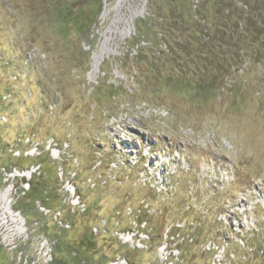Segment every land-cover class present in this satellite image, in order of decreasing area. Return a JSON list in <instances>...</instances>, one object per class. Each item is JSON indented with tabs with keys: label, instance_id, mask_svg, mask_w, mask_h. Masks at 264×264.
Returning <instances> with one entry per match:
<instances>
[{
	"label": "rangeland",
	"instance_id": "rangeland-1",
	"mask_svg": "<svg viewBox=\"0 0 264 264\" xmlns=\"http://www.w3.org/2000/svg\"><path fill=\"white\" fill-rule=\"evenodd\" d=\"M100 5L0 0V264H264V0Z\"/></svg>",
	"mask_w": 264,
	"mask_h": 264
},
{
	"label": "trees",
	"instance_id": "trees-1",
	"mask_svg": "<svg viewBox=\"0 0 264 264\" xmlns=\"http://www.w3.org/2000/svg\"><path fill=\"white\" fill-rule=\"evenodd\" d=\"M89 1L92 2L93 0H89ZM99 2L101 3L100 6L103 7V0H99ZM243 5H244L243 8L239 7L238 10L245 12L246 10L244 9V7H245V5H247V7H248V4L243 3ZM61 8H62V6H61ZM248 9H249L248 11H250V8H248ZM101 10H102V8H101ZM154 14L155 13L152 11L151 15H154ZM151 15L146 16V19H140L138 21V23H140V22L144 23L145 22V24H142V25L145 26V28H147V25H149V23H147L148 20L152 19ZM65 16H67V14H65V11H63V9H61L58 14L57 13L55 14V17H56L55 22H57L61 28H66V26L68 25L67 21L65 20ZM159 23H160L159 24V26H160L163 23V21L162 22L159 21ZM92 25H93V22L91 21L89 23V26L91 27ZM140 27L141 28H139V26L137 27V29L139 31L137 34L138 35V42H137L138 54H141V51H142L141 48H143L145 46L150 48L153 45L157 44L158 49L155 51L156 58H166L167 59L168 58V52L172 49V45L170 43L172 41V39H170L166 36L167 32H165L164 29H160V31L153 33L154 37L152 38L151 36H149L148 31L146 29H144L142 26H140ZM151 38H152V40H151ZM253 41H254L253 39H249L248 43H252ZM176 44L181 45V43H178V42H176ZM164 45H165V47H164ZM237 49H239V47H237L235 50L237 51ZM180 57H182V56H180ZM214 62H218L219 66H215V67H218L219 71H221L219 73L221 74L222 78H225L226 72L221 70V68L224 67L225 69H227V71L230 70L234 66L236 68H239L240 62H242V61L240 60L239 53L237 52V55L235 57L228 58L227 60H225V57H223L220 59V61L217 60ZM214 62H213V65H217V63H214ZM181 63L182 64L184 63L183 60L181 61ZM231 63H233V65H231ZM200 70L201 69L199 68V71ZM204 72L206 73L205 77H207L208 73H210V69L208 68V66H207V69L204 70ZM201 74H202V72L200 71V75ZM4 168L8 172H12V169L16 168V166L15 165L12 166L10 164L8 166V164L5 163ZM40 168H41V164L38 167V169H40ZM38 178H39V174H37V172H33L32 178H31L32 181L31 180L29 181L30 191L20 189V191L18 192V198H20V200H19L20 204L15 209L16 211H19L20 213L23 214V216H25L27 218V222H29L30 225L32 224V221L29 218L30 216H32L33 214H37V215L44 217L46 215L47 209H50V210L54 209L53 208L54 206L52 205V201L55 199V195H50V194L45 195V193L42 194V191L38 192L37 188H36L37 183L34 182ZM21 193H24V194H21ZM31 196H35V198L33 200H29V202H25V198H30ZM40 209H42V210H40ZM59 211L60 210L58 209V212ZM68 215L70 216V218L72 217V211L71 210L68 211ZM56 222H57V224H59V221H56ZM60 222L62 223V221H60ZM61 223L59 224V229L64 230L65 229L64 225L62 224V226H61ZM63 223L68 224V221H63ZM45 233H47V232H45ZM49 236H51V235L49 234ZM88 237H89L90 241H93V239L95 240V233H92V235L88 236ZM52 240L54 241V247H55V245H56V247L58 245H60V242H59V240H57V238H52ZM57 253H58V251L56 249V253L52 256V260L48 264H67V262L63 258L58 257ZM75 254H77V251H75Z\"/></svg>",
	"mask_w": 264,
	"mask_h": 264
}]
</instances>
